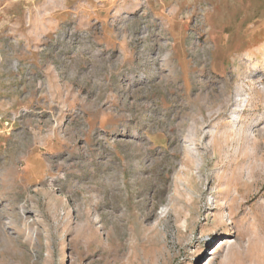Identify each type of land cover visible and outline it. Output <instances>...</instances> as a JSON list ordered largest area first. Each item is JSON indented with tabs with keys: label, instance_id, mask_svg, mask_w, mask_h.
Here are the masks:
<instances>
[{
	"label": "rangeland",
	"instance_id": "374dc122",
	"mask_svg": "<svg viewBox=\"0 0 264 264\" xmlns=\"http://www.w3.org/2000/svg\"><path fill=\"white\" fill-rule=\"evenodd\" d=\"M0 264H264V0H0Z\"/></svg>",
	"mask_w": 264,
	"mask_h": 264
}]
</instances>
